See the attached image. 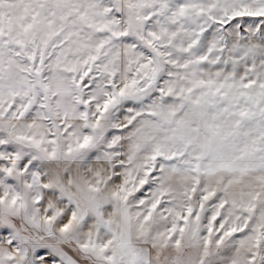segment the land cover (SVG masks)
I'll return each instance as SVG.
<instances>
[{
  "label": "snow or ice",
  "instance_id": "obj_1",
  "mask_svg": "<svg viewBox=\"0 0 264 264\" xmlns=\"http://www.w3.org/2000/svg\"><path fill=\"white\" fill-rule=\"evenodd\" d=\"M0 264H264V0H0Z\"/></svg>",
  "mask_w": 264,
  "mask_h": 264
}]
</instances>
